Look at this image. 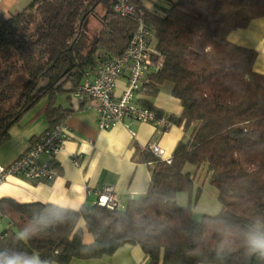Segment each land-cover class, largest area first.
Here are the masks:
<instances>
[{
	"label": "trees",
	"instance_id": "trees-1",
	"mask_svg": "<svg viewBox=\"0 0 264 264\" xmlns=\"http://www.w3.org/2000/svg\"><path fill=\"white\" fill-rule=\"evenodd\" d=\"M113 1L31 0L0 14V144L41 98L47 99L50 126L63 119L72 109L56 105L57 95L73 92L100 60L122 52L134 23L113 11ZM132 2L144 10L163 60L137 101L166 114L152 98L168 82L181 112L167 118L182 126V138L170 161L135 147L136 161L149 164V183L144 194L117 208L95 202L68 209L0 198L1 219L7 220L0 258L67 264L134 243L148 264H264L249 244L250 232H264V74L253 69L255 49L227 39L231 30L264 16V0H158L153 10ZM100 4L98 31L87 39L82 24ZM188 166L205 167L221 205L217 214L195 220L191 204L177 203V194L192 188ZM26 228L31 234L22 237Z\"/></svg>",
	"mask_w": 264,
	"mask_h": 264
},
{
	"label": "crops",
	"instance_id": "crops-1",
	"mask_svg": "<svg viewBox=\"0 0 264 264\" xmlns=\"http://www.w3.org/2000/svg\"><path fill=\"white\" fill-rule=\"evenodd\" d=\"M29 1L0 0V12L8 15ZM157 1L136 0L146 10H153ZM227 39L255 49L253 69L264 74V16L252 19L244 28L231 30ZM124 85V78L118 79L114 94H119ZM168 91L158 92L152 98L153 105L166 114L178 116L181 112L180 102ZM92 103L72 92L57 95L56 105L72 109L63 118L68 132L55 158L57 176L49 182H29L10 176L0 183V198H11L18 203L40 202L78 209L82 205H93L97 193L106 187L116 192L121 204L145 193L150 178L149 164L136 161L135 147L145 149L148 143L155 141L162 151V158H169L175 144L183 136L182 126L171 124L161 130L147 122L124 121L100 129ZM46 105L47 99L41 98L10 128L9 139L0 144V164L12 162L29 146L32 139L51 125L44 113ZM74 155L77 156V164L72 160ZM78 226L83 229L84 242H91L92 237L86 231L82 219L78 221ZM67 264H148V257L138 244L124 243L109 255L93 259L72 258Z\"/></svg>",
	"mask_w": 264,
	"mask_h": 264
},
{
	"label": "built area",
	"instance_id": "built-area-1",
	"mask_svg": "<svg viewBox=\"0 0 264 264\" xmlns=\"http://www.w3.org/2000/svg\"><path fill=\"white\" fill-rule=\"evenodd\" d=\"M112 9L118 15L134 23V31L120 54H111L100 60L92 73H86L72 92L93 101L91 107L97 114V126L107 129L118 122L142 121L164 130L171 123L167 114L157 115L152 109L137 101V93L151 72L162 65V56L155 48L153 33L144 19V10L132 0H114ZM124 78L125 85L119 94H114L116 81ZM68 127L64 119L49 126L39 134L12 162L0 164V183L10 176L29 182H49L58 173L56 155L63 147ZM147 148L162 158V151L155 141ZM170 161L169 158H162ZM72 160L78 163L77 156ZM96 203L107 208H117L121 202L111 187L97 193ZM1 219V214H0Z\"/></svg>",
	"mask_w": 264,
	"mask_h": 264
},
{
	"label": "rangeland",
	"instance_id": "rangeland-1",
	"mask_svg": "<svg viewBox=\"0 0 264 264\" xmlns=\"http://www.w3.org/2000/svg\"><path fill=\"white\" fill-rule=\"evenodd\" d=\"M95 12L96 15L90 14L86 17L81 27L87 39L94 38L98 31L99 19L97 15H101L104 12L103 5H98ZM169 89L170 84L166 82L160 91H168ZM187 170L193 176L192 188L190 191L179 192L176 196L177 203L182 206L191 204L192 217L195 220H200L203 214H217L221 209V205L217 200L216 190L209 184L205 167L195 170L194 167L188 166ZM5 225L7 227V220L5 218L0 219V232L5 228Z\"/></svg>",
	"mask_w": 264,
	"mask_h": 264
},
{
	"label": "clouds",
	"instance_id": "clouds-1",
	"mask_svg": "<svg viewBox=\"0 0 264 264\" xmlns=\"http://www.w3.org/2000/svg\"><path fill=\"white\" fill-rule=\"evenodd\" d=\"M30 234L31 230L26 228L21 235L22 237H27ZM249 244L253 250L259 252L261 256H264V232H250ZM0 264H40V261L38 258H25L17 255L0 258Z\"/></svg>",
	"mask_w": 264,
	"mask_h": 264
},
{
	"label": "water",
	"instance_id": "water-1",
	"mask_svg": "<svg viewBox=\"0 0 264 264\" xmlns=\"http://www.w3.org/2000/svg\"><path fill=\"white\" fill-rule=\"evenodd\" d=\"M0 14H2V12H0ZM71 66H72V63H69V65H68V66H66V68L64 69V72H65V71H67L68 69H70V68H71Z\"/></svg>",
	"mask_w": 264,
	"mask_h": 264
}]
</instances>
